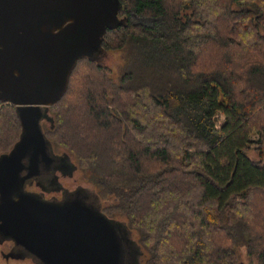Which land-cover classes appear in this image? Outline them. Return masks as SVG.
I'll list each match as a JSON object with an SVG mask.
<instances>
[{
  "label": "trees",
  "instance_id": "16d2710c",
  "mask_svg": "<svg viewBox=\"0 0 264 264\" xmlns=\"http://www.w3.org/2000/svg\"><path fill=\"white\" fill-rule=\"evenodd\" d=\"M121 2L101 48L123 51L117 78L80 58L45 109L52 149L67 151L56 168L127 217L142 264H264V0ZM20 131L0 99V154ZM61 189L55 173L41 186Z\"/></svg>",
  "mask_w": 264,
  "mask_h": 264
},
{
  "label": "water",
  "instance_id": "95a60500",
  "mask_svg": "<svg viewBox=\"0 0 264 264\" xmlns=\"http://www.w3.org/2000/svg\"><path fill=\"white\" fill-rule=\"evenodd\" d=\"M121 0H0V99L16 104L21 131L0 154V239L41 264H136L127 227L84 187L47 197L27 188L61 161L42 126L77 61L95 58ZM134 246V247H133Z\"/></svg>",
  "mask_w": 264,
  "mask_h": 264
},
{
  "label": "rangeland",
  "instance_id": "374dc122",
  "mask_svg": "<svg viewBox=\"0 0 264 264\" xmlns=\"http://www.w3.org/2000/svg\"><path fill=\"white\" fill-rule=\"evenodd\" d=\"M121 18H125L124 15H120ZM132 19L134 22L138 23H145L148 24L156 29H164V24L161 22L158 18H149V17H143L139 16L137 14L132 15ZM95 59L99 60L100 62L110 66L112 68V76L117 78L119 75L120 69L124 63L123 58V51L119 49L115 50H103L100 49L95 54ZM43 123L46 125H49V121L42 119ZM53 151L55 154L60 155L64 152H67L65 148H63L60 145H54ZM74 159V157H71ZM59 182H61L62 186L68 190H74L78 187H84L88 190L92 191L94 195H96V188L94 185L84 176L83 172L79 169L74 170L71 175H59L58 179ZM28 189L31 190H39L34 184L29 185ZM95 192V193H94ZM65 193V190L61 189L58 191H52L51 193L45 194L47 197L56 196L60 198ZM97 202H99L102 210L103 206L105 205V201L103 202L102 199L98 196H96ZM104 211V210H103ZM108 216L118 220L119 222H122L127 229L129 230L131 240L135 245H137V251H139L140 255L137 258L136 264H142L143 261V254H144V248L141 245L139 239H138V233L135 229H131L128 225L127 217L122 215L121 213H115V215H109L106 211H104ZM12 241L7 239L4 241H1L0 239V264H39L35 262L31 257L29 256H21L17 255L19 252H22L19 248H15L12 246ZM134 247V246H133ZM143 253H142V252Z\"/></svg>",
  "mask_w": 264,
  "mask_h": 264
},
{
  "label": "flooded vegetation",
  "instance_id": "af4514ba",
  "mask_svg": "<svg viewBox=\"0 0 264 264\" xmlns=\"http://www.w3.org/2000/svg\"><path fill=\"white\" fill-rule=\"evenodd\" d=\"M45 109H46V106H45ZM54 173L56 174V178L58 179V177L60 175L59 169L58 168H55V170L53 171V174ZM48 179H49V175L48 174H42L41 176L36 177V178H33L31 181H29V183L27 184V188L29 187V185L34 184L39 189V191H41V186L43 187L44 185H47ZM38 181L41 182V184H38ZM54 197H56V196H54ZM7 239H9V238H4L3 241L4 240H7ZM9 240H11L13 242L12 239H9ZM12 246L15 247V248H19L20 250H22V252H19L18 253L19 255L29 256L26 252L23 251V249L21 247H18L16 245H14V242L12 243ZM37 263H39V262H37ZM39 264H41V263H39Z\"/></svg>",
  "mask_w": 264,
  "mask_h": 264
}]
</instances>
